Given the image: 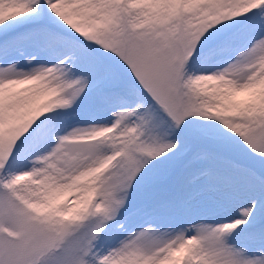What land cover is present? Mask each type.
Returning a JSON list of instances; mask_svg holds the SVG:
<instances>
[{
	"label": "snow or ice",
	"instance_id": "snow-or-ice-1",
	"mask_svg": "<svg viewBox=\"0 0 264 264\" xmlns=\"http://www.w3.org/2000/svg\"><path fill=\"white\" fill-rule=\"evenodd\" d=\"M0 264H264V0H0Z\"/></svg>",
	"mask_w": 264,
	"mask_h": 264
},
{
	"label": "rangeland",
	"instance_id": "rangeland-1",
	"mask_svg": "<svg viewBox=\"0 0 264 264\" xmlns=\"http://www.w3.org/2000/svg\"><path fill=\"white\" fill-rule=\"evenodd\" d=\"M68 198L71 199V196H69Z\"/></svg>",
	"mask_w": 264,
	"mask_h": 264
}]
</instances>
